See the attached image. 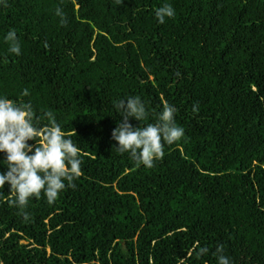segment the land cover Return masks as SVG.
Wrapping results in <instances>:
<instances>
[{
    "label": "trees",
    "instance_id": "obj_1",
    "mask_svg": "<svg viewBox=\"0 0 264 264\" xmlns=\"http://www.w3.org/2000/svg\"><path fill=\"white\" fill-rule=\"evenodd\" d=\"M164 2L0 4V96L51 111L83 160L27 222L5 185L0 264H217L220 245L231 264H264V0H167L160 24ZM128 96L147 104L142 126L170 104L184 128L152 168L114 148L113 101Z\"/></svg>",
    "mask_w": 264,
    "mask_h": 264
},
{
    "label": "clouds",
    "instance_id": "obj_2",
    "mask_svg": "<svg viewBox=\"0 0 264 264\" xmlns=\"http://www.w3.org/2000/svg\"><path fill=\"white\" fill-rule=\"evenodd\" d=\"M113 3L122 6L124 0H113ZM0 4L6 6V0H0ZM56 15L62 24L66 23L62 8L56 9ZM154 15L158 23L164 24L175 16V9L165 0L154 10ZM5 42L10 53L21 55L16 30L7 32ZM22 95L27 96V90ZM113 108L121 117L111 133L114 148L122 155L128 154L139 166L154 167L164 156V146L176 143L185 134L184 128L175 121L173 105L165 104L156 114L155 122L143 126L141 122L150 114L141 97L117 99L113 101ZM42 118L49 123L42 125ZM132 120L138 121L140 126L134 127ZM0 154L4 156L0 167L6 169L0 171V197L5 195V185L10 186L11 202L20 210L25 222L30 219L27 208L31 200L43 196L47 203L53 204L62 192L75 187L74 182L82 175L83 160L76 142L68 138L51 111L40 117L30 101L15 102L0 96ZM207 252V248H201L198 254ZM214 255L217 264H231L222 245L216 248Z\"/></svg>",
    "mask_w": 264,
    "mask_h": 264
}]
</instances>
